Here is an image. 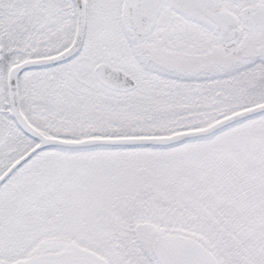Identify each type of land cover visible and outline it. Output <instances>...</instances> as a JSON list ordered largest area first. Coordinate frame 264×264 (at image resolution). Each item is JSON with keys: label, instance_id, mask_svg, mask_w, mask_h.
Wrapping results in <instances>:
<instances>
[{"label": "snow or ice", "instance_id": "6c2138e0", "mask_svg": "<svg viewBox=\"0 0 264 264\" xmlns=\"http://www.w3.org/2000/svg\"><path fill=\"white\" fill-rule=\"evenodd\" d=\"M0 264H264V0H0Z\"/></svg>", "mask_w": 264, "mask_h": 264}]
</instances>
